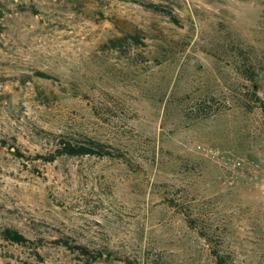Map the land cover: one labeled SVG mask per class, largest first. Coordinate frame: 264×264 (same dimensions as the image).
Here are the masks:
<instances>
[{
	"label": "rangeland",
	"instance_id": "rangeland-1",
	"mask_svg": "<svg viewBox=\"0 0 264 264\" xmlns=\"http://www.w3.org/2000/svg\"><path fill=\"white\" fill-rule=\"evenodd\" d=\"M262 104L264 0H0V264H264Z\"/></svg>",
	"mask_w": 264,
	"mask_h": 264
},
{
	"label": "trees",
	"instance_id": "trees-1",
	"mask_svg": "<svg viewBox=\"0 0 264 264\" xmlns=\"http://www.w3.org/2000/svg\"><path fill=\"white\" fill-rule=\"evenodd\" d=\"M149 8L153 10H157L158 7L156 5H149ZM40 76L44 78H49L45 74H40ZM264 110V104L261 105ZM81 139H73L68 135H58L53 136L54 148L52 153L48 156L38 155V159H43L45 162L49 163L54 161L56 158L61 156L68 157H82V156H97V157H120L121 155H117L114 152L118 151L111 147L106 143H102L94 138L86 137L84 135H80ZM6 142L0 139V146H5ZM12 154L16 156H22L21 153L17 149H14ZM0 235L5 241H8L13 244L27 246L30 241L25 238L18 231L5 228L0 232ZM66 244V243H65ZM75 250H78L80 254L83 256H90V253L85 249L80 247H74ZM100 258H103V253H97ZM216 258V264H227L224 258L219 256L218 254H214ZM111 255L107 254V258L109 259ZM95 258V257H93Z\"/></svg>",
	"mask_w": 264,
	"mask_h": 264
},
{
	"label": "built area",
	"instance_id": "built-area-1",
	"mask_svg": "<svg viewBox=\"0 0 264 264\" xmlns=\"http://www.w3.org/2000/svg\"><path fill=\"white\" fill-rule=\"evenodd\" d=\"M195 151L213 162H218L219 158H221L226 168L230 166L232 170L236 171L237 175H244L248 179H252L258 173L259 166L253 160L246 158L236 159L230 153L221 154L219 151L201 144L195 146Z\"/></svg>",
	"mask_w": 264,
	"mask_h": 264
},
{
	"label": "water",
	"instance_id": "water-1",
	"mask_svg": "<svg viewBox=\"0 0 264 264\" xmlns=\"http://www.w3.org/2000/svg\"><path fill=\"white\" fill-rule=\"evenodd\" d=\"M111 258V257H110Z\"/></svg>",
	"mask_w": 264,
	"mask_h": 264
}]
</instances>
